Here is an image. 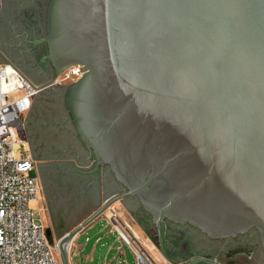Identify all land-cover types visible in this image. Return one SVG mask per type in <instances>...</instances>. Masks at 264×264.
<instances>
[{
  "label": "water",
  "instance_id": "obj_1",
  "mask_svg": "<svg viewBox=\"0 0 264 264\" xmlns=\"http://www.w3.org/2000/svg\"><path fill=\"white\" fill-rule=\"evenodd\" d=\"M45 19L48 86L82 68L66 111L91 173L124 189L79 228L134 197L169 264L165 221L209 239L254 229L264 251V0H48ZM78 230L44 232L60 249ZM207 259L187 264H221Z\"/></svg>",
  "mask_w": 264,
  "mask_h": 264
},
{
  "label": "rangeland",
  "instance_id": "obj_2",
  "mask_svg": "<svg viewBox=\"0 0 264 264\" xmlns=\"http://www.w3.org/2000/svg\"><path fill=\"white\" fill-rule=\"evenodd\" d=\"M25 3H30V0H6L5 3L0 0V63L13 64L29 77L34 85L43 88L34 97L31 109L21 117L22 135L26 141L23 148L33 157L40 182L39 201L31 204L33 214L35 218L42 220L45 229L50 228L55 233L57 242L69 227L60 223V215L64 209H79L83 203L81 198L87 191L93 199L87 211L89 213L87 217L83 214L75 218L77 221L85 218L86 221L105 202L93 207L95 187H83L84 178L69 170V165L73 164L77 169L81 165L65 159L75 158V152H80L85 157L64 105L68 85L61 83L48 86L51 79L39 76L38 69L28 71L31 66L28 63L31 50L29 46L24 45L14 29L17 9L22 8ZM82 160L80 158V162ZM93 163L91 162V166ZM59 170H62L63 174H58ZM36 171L31 175H35ZM123 192L124 190H120L114 195ZM122 201H114L98 217L104 218L110 211L115 212L120 220L125 221L128 230L146 245L153 259L158 264H164L165 261L158 250L155 225L149 219L145 222L140 219L144 215L143 209L133 197ZM115 203H118V206L112 210L111 207ZM72 239L73 237L65 241L61 248L58 247L55 251L57 264H63V258L67 264H135L129 248L119 239L116 231L110 233V227L105 220L97 221L87 232L80 235L74 244Z\"/></svg>",
  "mask_w": 264,
  "mask_h": 264
},
{
  "label": "built area",
  "instance_id": "obj_3",
  "mask_svg": "<svg viewBox=\"0 0 264 264\" xmlns=\"http://www.w3.org/2000/svg\"><path fill=\"white\" fill-rule=\"evenodd\" d=\"M82 74L80 66H72L53 84L70 85ZM42 89L13 64L0 63V264H57V243L49 245L42 220L35 218L31 208L39 201L40 185L31 175L35 162L23 148L21 125L22 115ZM104 220L129 248L135 264H158L115 212L110 211Z\"/></svg>",
  "mask_w": 264,
  "mask_h": 264
},
{
  "label": "flooded vegetation",
  "instance_id": "obj_4",
  "mask_svg": "<svg viewBox=\"0 0 264 264\" xmlns=\"http://www.w3.org/2000/svg\"><path fill=\"white\" fill-rule=\"evenodd\" d=\"M45 13L44 0H30V3H25L22 8L17 9L14 29L18 37H21L24 45L30 47L31 55L28 63L31 66L28 71L36 68L39 76L50 80L53 76V69L49 63L44 61L47 50L45 44L41 42V39L46 34ZM85 153L87 154L85 157L79 153L76 154L78 155L76 156L77 160L73 162L81 165L77 170L74 169L73 171L76 175L84 178L83 187H97L100 183L105 185L107 177L110 187H119L124 190L114 180L108 167H100L96 175L92 174L94 163L91 166L92 157L87 151ZM80 158L83 159L82 162H80ZM100 175L103 176V181L100 180ZM128 198L131 197H126L122 200ZM133 199L137 201L136 198L133 197ZM143 213L144 215L140 219L144 220V222L147 219L151 220L148 214L144 211ZM161 234L163 251L166 257L176 264H187V257L196 253L200 254L202 259L208 258V261H216L221 264H254L257 261L262 263L264 257L260 236L254 229L234 238L209 239L205 234L189 225H179L165 221L161 226ZM236 252L237 254H234ZM164 261L169 264L166 259Z\"/></svg>",
  "mask_w": 264,
  "mask_h": 264
},
{
  "label": "crops",
  "instance_id": "obj_5",
  "mask_svg": "<svg viewBox=\"0 0 264 264\" xmlns=\"http://www.w3.org/2000/svg\"><path fill=\"white\" fill-rule=\"evenodd\" d=\"M4 1V3L6 2V0H3ZM11 2V1H10ZM47 4H48V0H44V8H46L47 7ZM27 77V76H26ZM31 77V76H30ZM28 79H29V77H27ZM72 125V124H71ZM73 127V126H72ZM84 150V149H83ZM86 151V150H85ZM85 151H84V154H85V156L87 155L86 153H85ZM75 153H77V152H75ZM81 156L83 155V154H81L80 152H78ZM77 153V154H78ZM30 156H31V154H29ZM76 156H78V155H76ZM76 156H75V158L74 157H66L65 159H69V160H71L72 161V163L74 162V161H76L77 160V158H76ZM84 156V155H83ZM32 159H33V157H31ZM34 160V159H33ZM76 163V162H75ZM70 166V168H69V170H70V172H74L73 170L75 169V170H77V168L76 167H74L73 166V164L72 165H69ZM35 171H36V169H35ZM36 174L35 175H32V176H35V177H37L38 178V181H39V176H38V174H37V171L35 172ZM58 174H63V171L62 170H59V173ZM103 176L102 175H100V180H102L103 181ZM112 181V180H111ZM39 185H40V182H39ZM107 187H106V186ZM105 185L103 184V183H100L97 187H95V189H94V192H93V195H94V197H92V198H94V201H95V205L93 206V207H97V206H99V205H101V204H103L107 199H109L112 195H114V193L115 192H117V191H120L121 189L119 188V187H110L109 186V181H108V178L106 177V180H105ZM117 195V194H116ZM91 200H93V199H91V197H90V193H88L87 191H86V193H85V196H83L82 198H81V202H83L82 204H81V207L79 208V209H77V210H74V209H64V211L61 213V217H60V223L62 222V223H64V224H67V225H69V227H68V229L65 231V234H67V233H71V232H73V231H75L76 229H79L77 232H76V234L73 236V239H72V243L74 244V242L76 241V239L80 236V235H82L83 233H85V232H87L97 221H102V220H104V218L103 217H101V218H99V217H96L94 220H92L90 223H88L86 226H84V227H81V228H79L84 222H85V218H83V220H80V221H77V220H75V218L78 216V215H83L84 214V216L85 217H87V213H89V212H87V211H89V206H90V204H91ZM121 201H122V199H121ZM122 202H124V200L122 201ZM118 204V203H117ZM116 203L111 207V209L112 210H115V208H117V205ZM69 210V211H68ZM108 214V213H107ZM62 216H64V217H62ZM119 220H120V218H119ZM121 222H123V223H125V221H123L122 219L120 220ZM61 229V228H60ZM110 233H113V232H110ZM52 234H54L53 235V237L55 236V233L54 232H52ZM64 233H62L61 234V236L60 237H63L64 235H65ZM55 239V238H54ZM201 257V255L200 254H193L192 256H188L187 257V259H188V261H190L191 259H195V258H200ZM120 261H118V263H119ZM260 262H254V264H259ZM164 264H166L165 262H164ZM261 264V263H260Z\"/></svg>",
  "mask_w": 264,
  "mask_h": 264
}]
</instances>
